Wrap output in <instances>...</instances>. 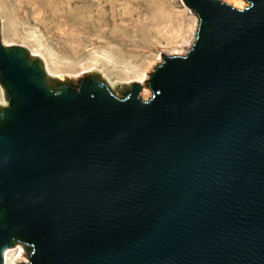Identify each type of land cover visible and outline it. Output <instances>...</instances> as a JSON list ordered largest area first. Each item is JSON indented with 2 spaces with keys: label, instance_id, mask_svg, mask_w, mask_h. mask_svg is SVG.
Wrapping results in <instances>:
<instances>
[{
  "label": "water",
  "instance_id": "water-1",
  "mask_svg": "<svg viewBox=\"0 0 264 264\" xmlns=\"http://www.w3.org/2000/svg\"><path fill=\"white\" fill-rule=\"evenodd\" d=\"M184 2L196 41L147 101L0 39V264H264V0Z\"/></svg>",
  "mask_w": 264,
  "mask_h": 264
},
{
  "label": "rangeland",
  "instance_id": "rangeland-1",
  "mask_svg": "<svg viewBox=\"0 0 264 264\" xmlns=\"http://www.w3.org/2000/svg\"><path fill=\"white\" fill-rule=\"evenodd\" d=\"M220 1L247 8L244 0ZM199 23L184 0H0L3 45L21 46L60 82L97 73L117 97L137 83L143 101L152 97L145 81L162 55L185 56ZM0 106H8L1 86ZM22 254L20 244L6 248L3 264H28Z\"/></svg>",
  "mask_w": 264,
  "mask_h": 264
},
{
  "label": "trees",
  "instance_id": "trees-1",
  "mask_svg": "<svg viewBox=\"0 0 264 264\" xmlns=\"http://www.w3.org/2000/svg\"><path fill=\"white\" fill-rule=\"evenodd\" d=\"M89 80V79H88ZM90 80H92L93 82H98L96 79H90ZM101 84V86L102 87H105V85L102 83V82H100ZM69 89H71V87H62V88H59L56 92L55 91H52L50 88H49V90H50V92H51V94H53V95H55V96H59V95H61L62 93H63V91H65V90H69ZM4 111H5V109H3L1 112H0V120H3L4 118H3V115H4ZM25 247H26V250H27V255H28V257L30 258L31 257V255H32V253H33V248L32 247H30V246H27V245H25Z\"/></svg>",
  "mask_w": 264,
  "mask_h": 264
},
{
  "label": "bare ground",
  "instance_id": "bare-ground-1",
  "mask_svg": "<svg viewBox=\"0 0 264 264\" xmlns=\"http://www.w3.org/2000/svg\"><path fill=\"white\" fill-rule=\"evenodd\" d=\"M225 1L232 4L233 6H238L240 4V2L238 0H225ZM110 85H111V87L115 86L113 83H111ZM142 96L145 97L146 96L145 93H142Z\"/></svg>",
  "mask_w": 264,
  "mask_h": 264
},
{
  "label": "flooded vegetation",
  "instance_id": "flooded-vegetation-1",
  "mask_svg": "<svg viewBox=\"0 0 264 264\" xmlns=\"http://www.w3.org/2000/svg\"><path fill=\"white\" fill-rule=\"evenodd\" d=\"M27 56V55H26ZM27 58H28V56H27ZM34 61H36V60H33L31 63L33 64L34 63ZM19 243H21V242H19ZM22 245H23V247L26 249V247H25V245L23 244V243H21Z\"/></svg>",
  "mask_w": 264,
  "mask_h": 264
}]
</instances>
